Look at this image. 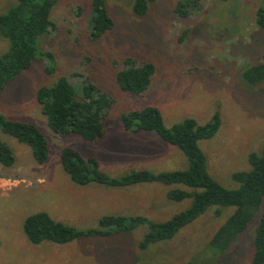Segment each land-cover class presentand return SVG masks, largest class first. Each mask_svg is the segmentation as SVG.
I'll use <instances>...</instances> for the list:
<instances>
[{
    "label": "rangeland",
    "instance_id": "1",
    "mask_svg": "<svg viewBox=\"0 0 264 264\" xmlns=\"http://www.w3.org/2000/svg\"><path fill=\"white\" fill-rule=\"evenodd\" d=\"M106 1L115 27L92 39L88 21L92 0H59L51 15L55 26L41 41V48L54 55V72H47L48 62L36 58L0 96V113L36 124L50 145L47 161L39 164L27 144L1 133L16 161L10 167L0 164V264H184L201 252L204 264H249L258 216L224 254L215 258L205 249L234 212L233 206L221 207L219 214L212 206L173 238L145 250L139 242L146 225L64 244H35L26 237L23 221L38 211L77 229H94L107 214L166 220L189 206V200L170 199V186L161 183L83 186L65 172L60 158L64 146L96 157L111 176L138 168L163 171L188 166L185 154L157 135L126 131L120 120L124 112L155 105L171 126L186 117L205 123L219 110V131L201 140L200 146L212 175L229 188L238 186L232 174L249 168L250 152L264 151V82L253 85L243 77L249 65L264 62V29L256 16L259 0H201L202 9L186 17L174 13L179 0H156L143 16L133 10V0ZM15 3L0 0V13ZM7 46L0 36V54ZM127 56L155 65L151 85L143 94L128 93L117 83L116 73ZM80 72L115 98L106 134L95 142L77 134L56 133L37 99L40 87L61 76L77 81L74 75Z\"/></svg>",
    "mask_w": 264,
    "mask_h": 264
},
{
    "label": "trees",
    "instance_id": "2",
    "mask_svg": "<svg viewBox=\"0 0 264 264\" xmlns=\"http://www.w3.org/2000/svg\"><path fill=\"white\" fill-rule=\"evenodd\" d=\"M58 1L16 0L11 8L0 13V36L8 41L7 49L0 54V96L8 83L30 68L36 58L48 62L47 72H54V55L41 48V41L55 26L51 15ZM155 1L133 0V10L143 16ZM91 6L89 34L92 39H99L115 27V20L110 15L106 0H92ZM201 9V0H179L174 13L186 17ZM256 16L257 24L264 29V0H259ZM154 72V63L127 56L123 59V67L116 73V79L121 89L139 95L149 89ZM243 77L253 85L264 82V62L249 65ZM71 78L61 76L53 84L38 89L37 99L42 111L56 133L77 134L87 141H98L106 134L105 123L115 98L87 73H75L77 81ZM120 120L128 132L153 133L178 147L185 154L188 166L163 171L138 168L121 176H111L101 169L96 157H86L76 147L64 146L60 152L61 163L71 180L83 186L99 184L109 187L161 183L170 186L167 191L170 199L189 200V206L166 220H154L145 215L107 214L100 217L99 227L94 229H77L54 219L46 211H38L23 221V231L28 240L35 244L43 241L64 244L84 236L130 232L146 225L147 231L139 242V247L145 250L156 242L173 238L210 207L215 206L219 214L221 207L233 206L234 212L214 232L205 249L212 251L215 258L224 254L258 216L253 234L254 253L249 264H264V151L250 152L249 168L235 171L232 178L238 186L229 188L212 175L206 153L200 146L201 140L210 139L219 131L222 125L219 110L205 123L186 117L168 126L161 110L155 105H148L122 113ZM1 133L27 144L37 163L47 161L50 145L42 130L32 122L15 120L0 113L2 166H13L16 155ZM201 256L202 252L184 264H204Z\"/></svg>",
    "mask_w": 264,
    "mask_h": 264
}]
</instances>
